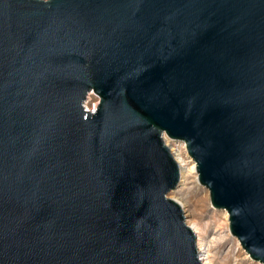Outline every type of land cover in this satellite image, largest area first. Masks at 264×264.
Segmentation results:
<instances>
[{
    "label": "water",
    "instance_id": "1",
    "mask_svg": "<svg viewBox=\"0 0 264 264\" xmlns=\"http://www.w3.org/2000/svg\"><path fill=\"white\" fill-rule=\"evenodd\" d=\"M167 136L264 263V0H0V264H204Z\"/></svg>",
    "mask_w": 264,
    "mask_h": 264
},
{
    "label": "rangeland",
    "instance_id": "2",
    "mask_svg": "<svg viewBox=\"0 0 264 264\" xmlns=\"http://www.w3.org/2000/svg\"><path fill=\"white\" fill-rule=\"evenodd\" d=\"M98 102L99 96L92 92L86 99V108L93 110ZM166 141L174 154L182 157L187 166L183 183L172 190L169 196L183 204L186 220L196 230L199 248L202 242V260L205 253L208 256L206 260L211 264H264L252 259L239 239L230 232L227 210L212 206L209 189L198 182L196 162L188 154L186 142L168 136ZM193 164L194 170L191 168Z\"/></svg>",
    "mask_w": 264,
    "mask_h": 264
},
{
    "label": "bare ground",
    "instance_id": "3",
    "mask_svg": "<svg viewBox=\"0 0 264 264\" xmlns=\"http://www.w3.org/2000/svg\"><path fill=\"white\" fill-rule=\"evenodd\" d=\"M96 105V104H95ZM93 110H95V108L93 109ZM185 146V145H184ZM176 155V157H177V159H178V161H179V163H180V166H181V182L183 183V180H184V176H185V171H186V169H187V166H186V163L184 162V159L182 158V157H180L177 153L175 154ZM189 161V160H188ZM187 161V162H188ZM191 168L194 170L195 169V164H193L192 166H191ZM193 170H191V171H193ZM189 171V170H188ZM200 249H202L203 250V248H202V242L200 243ZM208 258V256L204 253V256H203V260H204V264H211V262L210 261H208V260H206Z\"/></svg>",
    "mask_w": 264,
    "mask_h": 264
}]
</instances>
